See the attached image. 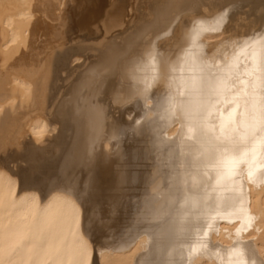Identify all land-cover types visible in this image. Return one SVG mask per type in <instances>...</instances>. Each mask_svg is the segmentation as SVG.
I'll list each match as a JSON object with an SVG mask.
<instances>
[{
  "label": "bare ground",
  "instance_id": "bare-ground-1",
  "mask_svg": "<svg viewBox=\"0 0 264 264\" xmlns=\"http://www.w3.org/2000/svg\"><path fill=\"white\" fill-rule=\"evenodd\" d=\"M46 1L0 0V264H264V0H112L35 86Z\"/></svg>",
  "mask_w": 264,
  "mask_h": 264
},
{
  "label": "rangeland",
  "instance_id": "rangeland-1",
  "mask_svg": "<svg viewBox=\"0 0 264 264\" xmlns=\"http://www.w3.org/2000/svg\"><path fill=\"white\" fill-rule=\"evenodd\" d=\"M54 2V0H51V2ZM66 1V2H65ZM63 0V2L61 3V5L60 6H58L59 4H56L57 2H59L60 3V0H58L55 4L57 5V10H55V9H52L53 7H54V5H52V4H48L47 6H49V9H52V10H50L51 12H49L48 13V11H46V10H48V9H46L47 8V6L45 5V4H47L48 2L46 1V2H44V4L42 3L41 4V6L39 5V7L37 6V8H36V6H35V8L34 9H36V10H33L32 12H31V14L29 15L30 17H28V16H25V17H23L24 19V22H26V23H28V22H30V23H36V25H37V23H38V26H39V24L41 25V27L39 26L38 27V29H37V36H34L35 37V39H33V38H31L26 44H27V47H29L30 48V46H31V49H29V48H27L28 50H29V53L31 54L34 50H38V52L37 53H35V51H34V53H32L31 55L33 56V54H35V57L37 56L38 58H39V60H37L35 57H34V61L32 62V64L33 65H35V66H32V65H30L31 67H29L28 68V70H29V72H26V75L24 76V78L25 79H27V80H30V78L32 79V77L34 78V82H32L33 81V79L32 80H30L29 82H31V83H33V85H34V83H35V79L36 78H38L39 76H42V75H36V74H34V75H36V76H31L30 75V73L31 74H33L34 72H36V70L39 68V63L41 64V62L42 63H44V64H42V67H44V66H46L45 65V62H47L48 60H49V63H48V67L50 66L49 64H50V59H49V57H50V55H49V57L47 56L48 55V51H50L49 52V54L50 53H52V52H54V56H55V54L57 53L56 52V50H58V48H59V50L58 51H60V48H61V50L63 49V48H69V49H66L67 51L69 50L70 51V49L73 47L74 49H76V51H77V53L76 54H74L72 51H68L67 53H70V54H74V55H78V57H79V55L82 57V58H80V60H79V62L81 61V60H83V57L85 56V57H87L88 55H89V57L91 56V55H97V54H100L99 53V50H100V52H102V50H103V46L107 43V41L110 39V38H107L105 35H104V33L103 32H101V35H102V33H103V39L105 38V39H108V40H103L102 39V36L101 35H99L100 33L98 32V28H103V31L104 32H106L105 30H107L108 28H109V26H110V28L109 29H113L112 27H117V29L119 30V31H121L120 30V26H117L118 24H115L117 21H115V20H117V18L116 17H114V16H112V14H111V12H109V11H111L112 9L110 8L111 6H109V4L112 2V0H100V2H99V0ZM111 1V2H110ZM131 3H133L134 2V0H129ZM133 1V2H132ZM137 1H139V0H137ZM64 3H66V4H64ZM100 3V4H99ZM134 3H136V2H134ZM42 5H44V6H42ZM55 5V6H56ZM62 5H64V6H62ZM109 7H108V6ZM111 5V4H110ZM50 6H52V7H50ZM107 6V7H106ZM41 7H42V10H40L41 9ZM46 7V8H45ZM59 7H61V8H64V9H61L60 11L63 13H61L60 11H59ZM100 7V8H99ZM105 7V8H104ZM39 8V10H37ZM44 8H45V10H44ZM56 8V7H55ZM111 10H110V9ZM53 10L54 11H56V12H53ZM36 11V12H35ZM45 11V12H44ZM70 11V12H69ZM113 11V10H112ZM33 12H35V13H33ZM56 15V14H58V15H53V13ZM58 12V13H57ZM108 12V13H107ZM33 13V14H32ZM52 13V16H54L53 18L51 17V15H49V14H51ZM62 15H61V14ZM108 14V16H107V14ZM111 15H110V14ZM43 14H45L46 15V19H45V15L43 16ZM103 15H105V16H103ZM114 15V14H113ZM49 16V17H48ZM58 16H60L59 18H58ZM112 16V17H111ZM70 17V18H69ZM108 17V19H105V18H107ZM115 18V20H114V22H112L113 23V25L115 24V26H113V25H111V23L109 22V21H111V19L112 18ZM49 19V21H48V19ZM52 18V19H51ZM55 18H56V20H55ZM58 18V19H57ZM66 18V19H65ZM111 18V19H110ZM113 18V19H114ZM137 19V18H136ZM22 20V21H23ZM46 20V21H45ZM100 20V21H99ZM102 20V21H101ZM103 20H104V23H103ZM138 20V19H137ZM38 21H40V22H38ZM44 22V23H43ZM45 22H46V24H45ZM102 22V23H101ZM51 23V24H50ZM53 23V24H52ZM106 23H109L108 25L106 24ZM103 24H105V25H107L108 27H107V29L104 27V25ZM44 26V27H43ZM50 26H51V28H50ZM100 26V27H99ZM101 26H103V27H101ZM35 27H37V26H35ZM43 27V28H42ZM95 27V28H94ZM42 28V29H41ZM82 28V29H81ZM49 30L50 32L49 33H51L52 32V34H54L53 36L50 34L49 35V33H48V31H46V30ZM51 29V30H50ZM109 29H108V31H109ZM116 29V28H115ZM115 29H113L112 30V34H113V31H115ZM133 29V28H132ZM38 30H40V31H38ZM96 30V31H95ZM130 30H131V28H130ZM128 31L127 33H129V32H132V31ZM135 30V29H134ZM43 31H45L44 33H43ZM77 31V32H76ZM87 31V32H86ZM101 31V30H100ZM119 31H117L116 30V32L118 33H116V32H114V33H116L117 35H119L120 34V36L123 38L124 36L122 35V34H124L125 35V33L124 32H122V34L121 33H119ZM86 32V33H85ZM89 32V33H88ZM126 32V31H125ZM41 33V34H40ZM48 33V36L46 35ZM83 33V34H82ZM88 33V34H87ZM97 33V34H96ZM42 36V35H44L43 37H41L40 35ZM95 34V35H94ZM106 34V33H105ZM109 34V33H108ZM108 34H106V35H108ZM85 35V36H84ZM87 35V36H86ZM110 35V34H109ZM109 35H108V37H109ZM113 35H115V34H113ZM116 35V39L119 37V36H117ZM39 36V37H38ZM53 37V38H51V37ZM80 38H79V37ZM128 36V35H127ZM129 36H130V34H129ZM38 37V38H37ZM40 37L41 38H43V39H41V40H43V41H45V42H38V41H41L40 40ZM46 37L49 39L50 38V42L48 41V40H46ZM90 37V38H89ZM98 37V38H97ZM99 37H101V38H99ZM115 37V36H114ZM121 37H120V39H121ZM20 38V39H19ZM19 38H17V40L19 39V42L17 41V40H15V41H13L14 43H12V44H10V46H12V47H10L9 45H7V47H10L9 48V50H6L7 51V54H10L11 52H13L15 49H17L19 46H21L22 45V43H23V41H22V38L21 37H19ZM36 38H37V41H36ZM89 38V43H87L88 41H84V40H87ZM126 38H128V37H126ZM126 38H123V39H126ZM90 39H91V41H90ZM93 39V40H92ZM98 39H100V40H98ZM119 39V38H118ZM123 39H121L120 41L121 42H125V41H122ZM32 40H34L33 41V43H32ZM94 40H95V42H94ZM105 41V42H103V41ZM48 41V42H47ZM83 41V42H82ZM98 41H100V42H98ZM118 41V40H117ZM119 41V42H120ZM22 42V43H21ZM35 42H36V44H38L37 45V47H34V46H36V44H35ZM52 42V43H51ZM118 42V43H119ZM18 43V44H17ZM28 43H29V45H28ZM30 43H32L33 45H30ZM41 43V44H40ZM79 43H83L82 45L81 44H79ZM93 43H94V45H93ZM96 43V44H95ZM99 43H100V45H99ZM102 43H104V44H102ZM91 44V45H90ZM79 45V46H78ZM84 46V47H82L81 48V46ZM101 45H103V46H101ZM34 48H33V47ZM38 46H39V49H38ZM47 46V48H46V50L47 51H45V50H43V49H45V47ZM57 46H59V47H57ZM67 46V47H66ZM85 46H87V47H89V48H91L92 50H90L89 48V50H87V49H83V48H87V47H85ZM94 46V47H93ZM43 47V48H42ZM96 47H98V48H96ZM99 47H101V49L99 48ZM36 48V49H35ZM52 48V49H51ZM54 48H56V50L54 51ZM72 48V49H73ZM96 48V49H95ZM3 49H8V48H2V52H5V51H3ZM14 49V50H13ZM33 49V50H32ZM41 49L43 50V54L41 53L42 51H41ZM78 49H79V51H78ZM83 49V50H82ZM13 50V51H12ZM32 50V51H31ZM40 50V51H39ZM31 51V52H30ZM75 51V50H74ZM75 51V52H76ZM82 51V52H81ZM93 51V52H92ZM45 52V53H44ZM56 52V53H55ZM72 52V53H71ZM6 53V52H5ZM86 53V54H85ZM37 54V55H36ZM38 54H40V56L38 55ZM53 54V53H52ZM45 55V56H44ZM57 55V54H56ZM48 57V58H45V57ZM97 56H99V55H97ZM43 57V58H42ZM41 58V59H40ZM54 57H52L51 56V59H53ZM44 59L46 60L45 62H43L44 61ZM66 59H68V58H66ZM65 59V60H66ZM87 58H85L84 59V61L86 60ZM41 60V61H40ZM37 61V62H36ZM52 61V60H51ZM67 61V60H66ZM56 62V61H55ZM54 61H53V65H54V63H55ZM82 62V61H81ZM37 63H38V66H37ZM46 63V64H47ZM51 64H52V62H51ZM44 65V66H43ZM53 65H52V67H51V69H53ZM46 66V67H47ZM56 66V65H55ZM54 66V67H55ZM0 67H1V63H0ZM35 67H37V69H35ZM41 67V66H40ZM46 67H44V69L46 68ZM47 67V69H50V67L48 68ZM33 68V69H35V71H33V72H31V69ZM32 69V70H33ZM47 69L45 70V71H47ZM38 70H40V71H37V73L39 74V73H44V72H42V71H44L43 70V68H39ZM42 70V71H41ZM27 73L30 75V78H29V75L27 76ZM22 74V73H21ZM23 74H25V73H23ZM22 74V75H23ZM53 74V73H52ZM50 75V74H49ZM56 75V74H55ZM27 76V77H26ZM53 76L54 75H52V78H53ZM58 76V75H57ZM55 77V76H54ZM59 77V76H58ZM58 77H57V79H58ZM29 78V79H28ZM39 78H41V77H39ZM38 78V79H39ZM53 79H56V78H53ZM40 81H41V79H39ZM49 80H50V77H49ZM52 80V79H51ZM50 80V81H51ZM38 81V80H37ZM39 81V82H40ZM43 81V80H42ZM48 81V80H47ZM56 81V80H55ZM54 81V82H55ZM38 82V84H41V83H39ZM44 82H46V81H44ZM44 82H43V84H44ZM52 82H53V80H52ZM30 83V85L32 86L31 88L33 89V91L34 92H30V97L32 98V99H30V100H38V99H40V100H43V99H45L47 96H48V94L46 93V91L48 90V89H46V91H44L43 92V90L41 91V92H39V88L38 87H36L37 88V90H36V88L34 89V87L36 86V84L37 83H35V86L33 87V85ZM59 83V82H58ZM58 83H57V85H58ZM48 84V85H47ZM45 83V85H47V86H51L50 84H49V82L48 83ZM54 84H56V83H54ZM56 86V85H55ZM55 86H53V87H55ZM44 87V86H43ZM43 87H41V88H43ZM52 87V88H53ZM57 87V86H56ZM51 88V89H52ZM31 89V90H32ZM50 89V88H49ZM56 90V88H53V90ZM41 90V89H40ZM45 90V89H44ZM48 91H51V90H48ZM32 94V95H31ZM26 97V96H25ZM24 97V98H25ZM27 97H29V94H28V96ZM27 97H26V99H27ZM29 97V98H30ZM34 97V98H33ZM23 98V99H24ZM25 99V100H26ZM58 99V98H57ZM61 99V98H60ZM24 102L25 101H23V104H24ZM29 102V99L28 100H26V102L25 103H28ZM31 102V101H30ZM26 104H24L23 106H25ZM27 109H29V110H33V109H38L39 107H40V105H37V106H29V107H27V106H25ZM22 108V107H21ZM38 111H36L35 113H37ZM34 113V114H35ZM19 162V163H18ZM21 162V163H20ZM14 164V165H13ZM12 164V162L11 163H9V166L10 167H12V165H13V167H12V169L14 170H17V168H16V165H21L22 167H26V165H25V163L23 162V164H22V161H17V160H15V163H13ZM14 170V171H15Z\"/></svg>",
  "mask_w": 264,
  "mask_h": 264
}]
</instances>
